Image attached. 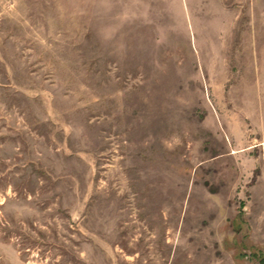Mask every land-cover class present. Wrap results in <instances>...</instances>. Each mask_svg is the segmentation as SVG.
<instances>
[{
  "label": "rangeland",
  "instance_id": "rangeland-1",
  "mask_svg": "<svg viewBox=\"0 0 264 264\" xmlns=\"http://www.w3.org/2000/svg\"><path fill=\"white\" fill-rule=\"evenodd\" d=\"M0 264H264V0H0Z\"/></svg>",
  "mask_w": 264,
  "mask_h": 264
}]
</instances>
